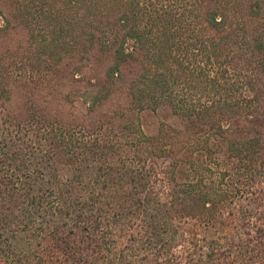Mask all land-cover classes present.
<instances>
[{"label": "trees", "instance_id": "1", "mask_svg": "<svg viewBox=\"0 0 264 264\" xmlns=\"http://www.w3.org/2000/svg\"><path fill=\"white\" fill-rule=\"evenodd\" d=\"M16 9L48 66L99 52L105 77L85 86L87 116L125 83L129 109L168 106L182 123L103 132L122 106L99 124L71 117L51 106L53 80L5 77L0 62V264H50L46 234L103 216L139 222L131 248L155 250L151 263L264 264V0H16ZM20 87L22 109L7 110ZM185 220L203 227L202 242ZM186 242L184 255L172 253ZM127 253L106 264H135Z\"/></svg>", "mask_w": 264, "mask_h": 264}, {"label": "rangeland", "instance_id": "2", "mask_svg": "<svg viewBox=\"0 0 264 264\" xmlns=\"http://www.w3.org/2000/svg\"><path fill=\"white\" fill-rule=\"evenodd\" d=\"M36 46L32 45L29 37V30L23 22L20 14L16 9V0H0V62L5 77H20L23 80H32L46 77L55 82L56 88L53 90L55 96L51 102V106L59 108L70 115L71 117H85L88 122L99 124L100 114L113 115L119 107L122 106L123 111L120 115H114L111 124H105L103 132L110 129L112 126L119 128V124L124 125L125 122L135 121L136 125L140 123L143 130L147 133L157 132L162 122L180 126L182 120L175 115L170 107L162 106L156 110L146 109L137 110L129 109V97L127 96V88L122 84V89L115 92L108 100L107 104L102 109L97 111L95 115L89 117L86 115L88 98L83 94L85 86L89 81H96L104 76V64L99 60V52H92L90 59H83L82 61H67L63 59L56 68L48 66L50 62H42L38 58L45 59L37 52H33ZM38 57V58H37ZM125 79H129L130 74L128 69L125 70ZM76 91V92H75ZM71 93L69 101H65L64 94ZM42 94V91L40 92ZM27 94V93H26ZM25 90L20 87L17 88L13 94L12 101L4 106L7 110L18 111L22 109L23 102L27 99ZM37 103L42 101L37 100ZM2 109V108H0ZM6 112L5 110H3ZM15 112V113H16ZM80 117V118H79ZM159 171L166 165V161L158 159L156 161ZM154 182L155 189L163 195L167 190V183L164 180L163 174L159 172ZM102 219L101 223L96 221L89 223V228L86 230L76 229L75 233L72 225L64 226L60 229V234L53 236L46 234L42 241V249L50 264H80L81 261H90L88 264H106L108 259H115L120 255L121 251H126L127 254L135 255L137 260L135 264H160V262H150L146 257L158 259L160 256L153 253V249L145 246V249L132 251V246L135 245V238L137 236V229L140 228L138 223L133 226L127 225L122 228V224L113 223V219ZM107 217V216H106ZM186 231L194 230L196 237L200 242L203 241V227L193 220H185L178 223ZM113 229L114 236L108 231ZM48 233V232H47ZM109 239V240H108ZM115 239L117 244L108 251V242L113 243ZM111 240V242H110ZM96 243V245H95ZM189 244L179 243L172 249V253L176 255H184ZM84 259V260H83ZM116 263V260L114 264ZM181 264L186 263L183 258Z\"/></svg>", "mask_w": 264, "mask_h": 264}]
</instances>
